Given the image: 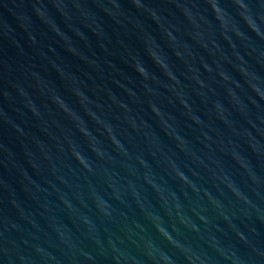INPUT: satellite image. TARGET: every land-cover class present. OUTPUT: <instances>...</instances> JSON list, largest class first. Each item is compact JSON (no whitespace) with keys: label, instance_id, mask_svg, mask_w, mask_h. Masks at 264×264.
I'll use <instances>...</instances> for the list:
<instances>
[{"label":"water","instance_id":"water-1","mask_svg":"<svg viewBox=\"0 0 264 264\" xmlns=\"http://www.w3.org/2000/svg\"><path fill=\"white\" fill-rule=\"evenodd\" d=\"M0 264H264V0H0Z\"/></svg>","mask_w":264,"mask_h":264}]
</instances>
